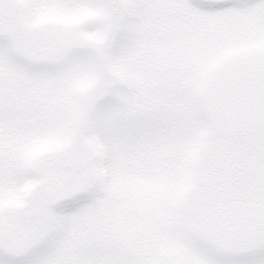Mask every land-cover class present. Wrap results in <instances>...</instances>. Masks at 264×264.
Wrapping results in <instances>:
<instances>
[{"label":"snow or ice","instance_id":"6c2138e0","mask_svg":"<svg viewBox=\"0 0 264 264\" xmlns=\"http://www.w3.org/2000/svg\"><path fill=\"white\" fill-rule=\"evenodd\" d=\"M0 264H264V0H0Z\"/></svg>","mask_w":264,"mask_h":264}]
</instances>
